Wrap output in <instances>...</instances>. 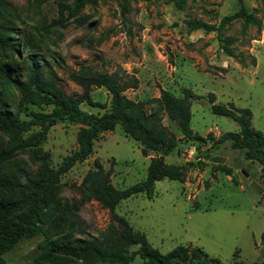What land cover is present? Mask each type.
<instances>
[{
  "label": "rangeland",
  "instance_id": "rangeland-1",
  "mask_svg": "<svg viewBox=\"0 0 264 264\" xmlns=\"http://www.w3.org/2000/svg\"><path fill=\"white\" fill-rule=\"evenodd\" d=\"M73 1L2 0L15 49L0 51V67L7 65L26 81L34 61L51 89H61L68 98L79 100L80 108L96 114L109 109L110 94L103 87L89 88L76 80L77 72L85 68L116 73L124 82L135 77L137 85L124 91L133 100L158 97L161 89L183 96L187 87L195 94L189 99L191 135L204 141L182 138L175 122L157 104L146 103V113L157 112L161 123L180 138L164 159L190 164L185 181H156L152 198L132 195L113 210L83 197L81 182L95 168V161L112 169L115 187L125 188L143 180L150 158L160 154L148 150L144 155L142 144L116 125L93 139L86 159L61 174L41 232L21 238L2 255L4 264H48L38 259L51 241L67 234L71 241L101 238L110 226L120 232L117 217L144 233L161 253L184 245L200 247L223 264L264 260V171L256 161L245 159L241 149H232L229 141L212 144L208 133L216 139L224 132L238 131V124L214 114L207 98L212 92L216 103L249 108L252 128L264 134V0H243L257 22L236 17L219 31L209 32L189 23L218 25L237 9L238 0H130L124 16L121 0H98L64 20L59 3L71 7ZM86 98L105 107L90 105ZM9 100V109L22 103L23 113L51 110L22 100L15 90ZM78 128L73 122H57L40 146L18 151L3 173H20L24 180L44 164L58 167L76 149ZM7 142L6 136L0 137V143ZM129 264L145 262L136 256Z\"/></svg>",
  "mask_w": 264,
  "mask_h": 264
},
{
  "label": "trees",
  "instance_id": "trees-1",
  "mask_svg": "<svg viewBox=\"0 0 264 264\" xmlns=\"http://www.w3.org/2000/svg\"><path fill=\"white\" fill-rule=\"evenodd\" d=\"M130 0H121L120 12L124 16L129 10ZM237 9L224 15L218 25L192 20V28H200L206 32L219 31L226 22L242 17L252 23L257 22L253 14L238 0ZM98 0H74L71 7L60 2V12L65 19L75 17L86 5H94ZM4 4L0 0V51H13L15 43L10 36V21L4 17ZM33 61L30 66L29 78L21 80L11 73L4 65L0 67V137L6 136L9 142L0 143V264H4L2 255L11 250L23 237L40 233L47 222V207L53 202L61 174L69 170L75 163L83 161L92 152L93 139L100 133L111 131L119 125L122 131L132 139L142 144V153L148 150L159 152L152 156L147 166V173L140 180L128 187L117 188L110 179L112 169H104L95 161V168L89 170L81 182L83 197L97 200L103 207L113 210L123 199L143 193L147 198L154 195L156 181L168 178L184 182L190 164L179 165L168 163L164 156L173 151L180 138L161 123L157 112L147 114L146 103H155L175 122L182 138H195L204 141L200 135H191L190 102L195 94L191 89L183 87V96H176L167 89H161L160 95L147 101L133 100L124 91L137 85V79L122 81L116 73L100 72L85 68L77 72L76 80L89 88L103 87L110 94L109 109L96 114L80 108L79 100L68 98L59 88L51 89L43 78L39 66ZM12 90L17 91L24 101L39 105L51 106L49 111L24 112L25 106L18 103L10 108L9 98ZM210 109L214 114L227 116L238 124V131L224 132L216 139L208 133L217 146L229 141L232 149H241L243 157L256 161L261 171H264V134L251 126V111L249 108H237L232 102L220 104L215 102V95H207ZM93 106L105 107L103 103L93 102ZM69 121L79 125L76 134L77 147L64 156L58 167L44 164L37 173L26 174L24 180L20 173L7 174L3 171L12 162L20 150L38 147L46 139L49 129L59 121ZM229 174V170L227 171ZM120 232L110 226L102 233L101 238L79 239L71 241V235L51 241L44 248L39 259L48 264H129L136 256L145 264H223L217 258L208 257L200 247L177 245L166 253H161L153 247L145 234L134 230L123 217H117ZM264 247V234L261 235ZM137 246L136 249H130ZM249 264H264L253 261Z\"/></svg>",
  "mask_w": 264,
  "mask_h": 264
}]
</instances>
